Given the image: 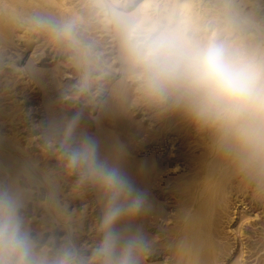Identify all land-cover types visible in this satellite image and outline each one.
I'll use <instances>...</instances> for the list:
<instances>
[{
	"label": "bare ground",
	"instance_id": "obj_1",
	"mask_svg": "<svg viewBox=\"0 0 264 264\" xmlns=\"http://www.w3.org/2000/svg\"><path fill=\"white\" fill-rule=\"evenodd\" d=\"M80 1L0 0V186L18 195L38 247L52 254L61 246L55 240L50 248L45 229L51 239L63 232L59 242L71 241L84 255L100 238L102 190L81 183L61 149L67 123L79 115L73 141L95 139L100 157L148 194L133 222L147 240L141 264H247L251 250L255 264H264V223L256 221L264 217V153L240 141V125L198 117L190 98L174 92L162 103L148 95L103 16L90 27L88 4L100 0ZM103 2L132 11L142 0ZM152 2L187 4L199 24L264 52V0ZM36 14L80 18L90 56L31 27ZM83 110L98 115L90 121Z\"/></svg>",
	"mask_w": 264,
	"mask_h": 264
},
{
	"label": "clouds",
	"instance_id": "obj_2",
	"mask_svg": "<svg viewBox=\"0 0 264 264\" xmlns=\"http://www.w3.org/2000/svg\"><path fill=\"white\" fill-rule=\"evenodd\" d=\"M95 7L148 95L163 103L180 93L193 101L198 117L240 125V141L264 153V52L236 44L215 24H199L187 4L142 0L128 11L100 0ZM27 23L85 59L90 56L80 18L36 14ZM87 82L86 73L85 87ZM78 121L79 115L67 123L61 148L67 168L79 174V181L102 190L98 242L89 255L71 241L50 254L25 227L18 195L0 186V264H141L147 240L133 222L145 209L148 194L100 157L95 139L85 135L73 141Z\"/></svg>",
	"mask_w": 264,
	"mask_h": 264
},
{
	"label": "rangeland",
	"instance_id": "obj_3",
	"mask_svg": "<svg viewBox=\"0 0 264 264\" xmlns=\"http://www.w3.org/2000/svg\"><path fill=\"white\" fill-rule=\"evenodd\" d=\"M81 1H83L84 3H86L87 4V2H89L90 0H81ZM80 1V2H81ZM78 2H79V0H78ZM89 5V7H90V10H89V12H88V18H89V20L91 21V22H89L90 23V27L91 28H93V27H99L100 26V23H99V19H98V16H100V14H98V10L96 9V7L93 5V4H88ZM84 6V5H83ZM82 7V6H81ZM91 23H92V25H91ZM99 25V26H98ZM93 31V30H92ZM104 38V40H103V42H106V37L105 36H103ZM59 94H61V93H59ZM62 95V94H61ZM62 97V96H61ZM61 100V102L62 103H64V99L62 100V99H60ZM66 102V101H65ZM84 104V103H83ZM81 108H79V109H73L74 111H76V110H80ZM82 110V109H81ZM80 110V111H81ZM83 114L85 115V116H87V118L90 120V121H94L95 120V117L94 116H97V115H92V114H90V113H88L86 110H83ZM94 117V118H93ZM62 149V148H61ZM46 150H49V148H46ZM260 211H262V209H259L258 210V212H260ZM31 213V212H30ZM30 213H27V215L29 216V217H32V213L30 214ZM261 216H264V213H262L261 214ZM40 215L37 217V221L40 219ZM36 220L34 221V219H32V222H36V223H34V226L35 227H40V224L37 222ZM254 221V220H253ZM256 221H258V224H257V227H259V226H261L263 223H264V217L262 218V219H256ZM259 225V226H258ZM45 235V237L43 236V239H44V241L47 243V244H50V248L52 249L53 247H54V241H55V245H58L59 246V244L60 245H62V242H59V241H61V240H64L65 239V237L63 236L64 234H63V232H61V231H59V232H57L56 234H55V238L54 237H52V239L50 238V236H49V231L47 230V229H45V230H43L42 231ZM46 232H47V234H46ZM58 234V235H57ZM249 235H252V232H249ZM60 236V237H59ZM48 237V238H47ZM62 238V239H61ZM52 240V241H51ZM245 241H246V244L248 245V244H250V243H252L253 242V240L254 239H250V241L249 240H247V239H244ZM249 242V243H248ZM254 253V250H251V252H247L245 255V258H246V261H247V264H255V260H254V258H255V256H253L252 254ZM249 256V257H248ZM255 262H254V261ZM249 262V263H248Z\"/></svg>",
	"mask_w": 264,
	"mask_h": 264
}]
</instances>
